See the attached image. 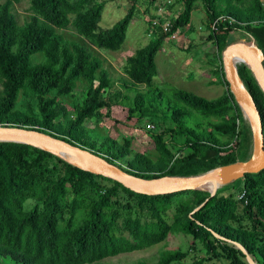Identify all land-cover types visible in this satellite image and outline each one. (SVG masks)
Returning a JSON list of instances; mask_svg holds the SVG:
<instances>
[{"label": "trees", "instance_id": "1", "mask_svg": "<svg viewBox=\"0 0 264 264\" xmlns=\"http://www.w3.org/2000/svg\"><path fill=\"white\" fill-rule=\"evenodd\" d=\"M19 1L6 0L0 4V79L4 88V96H0V122H4L14 109L20 90L25 85L36 94L43 95L52 90L68 94L71 83L80 76L94 84L95 73L102 67L101 58L77 42H73L71 47H62L64 39L56 34V28L73 26L99 48L119 50L127 38L133 17V10H130L114 26L102 27L100 22L105 4L97 0H31L35 15L21 29L12 11L13 2ZM196 1L175 0L173 9L181 5L183 8L172 20V31L190 23ZM201 1L208 13L212 36L217 44L222 45L227 40V33L241 22L234 12L223 14L226 19L221 20L218 2L230 3L233 0ZM153 2H149L147 11ZM245 12L254 18L264 17L260 0L250 2ZM72 14L75 15L73 19ZM245 27L264 54V20L257 24L248 23ZM166 37L167 33L160 32L157 37L151 38L148 45L139 47L134 55L128 57L123 71L135 83H152L158 74L156 56ZM39 52H43L47 59L33 65L31 57ZM246 77V86L260 109L264 130V92L252 83L248 75ZM108 85L109 78L104 75L100 85L78 112L77 124L111 105L101 95ZM144 97L142 92L137 95L139 110L143 109ZM176 98L209 115L220 114L230 100L227 96L207 100L184 91L177 92ZM41 111L43 120L37 123L42 128L51 129L54 120L66 115L68 108L63 102L52 99L42 106ZM212 130L232 137H239L240 134L235 119L213 124ZM156 142L161 152L174 157L161 136H156ZM194 146L195 153L205 151L212 164L234 160V156L219 154L220 148L211 142H198ZM183 166L184 158L178 157L169 172L178 173ZM99 179L109 181L112 186H104ZM245 180L243 200L253 231L245 229L235 239L250 254L259 252L264 263V243L258 245L257 242V236L264 234V192L259 189L264 185V170L247 174ZM122 192L141 203H150L151 218L143 219L138 215L130 201L119 202L118 195ZM173 197H181L178 213H187L198 198L201 203L209 197L206 206L187 217L180 227L181 232L201 240H206L215 232L231 237L226 229L210 228L208 224L229 222L237 205L232 198L211 196L204 190L142 194L111 178L74 166L48 150L27 143L0 142V264H94L110 256L151 247L170 234L171 226L162 214L168 208L160 202ZM30 199L36 200V203L27 209L25 203ZM206 244L215 253L220 248L229 259V264H247L244 259L246 254L241 249L216 235ZM185 256L183 251H167L156 264H170ZM203 263L200 259L191 264Z\"/></svg>", "mask_w": 264, "mask_h": 264}, {"label": "rangeland", "instance_id": "2", "mask_svg": "<svg viewBox=\"0 0 264 264\" xmlns=\"http://www.w3.org/2000/svg\"><path fill=\"white\" fill-rule=\"evenodd\" d=\"M5 1L0 0V4ZM97 1L105 4L100 22L102 27L114 26L133 10L127 38L119 50L99 48L94 41L80 35L73 26L55 29L56 34L64 39L62 47H71L73 42H77L94 56L101 58L102 67L95 73L94 84L91 85L84 76H80L71 83L68 94L52 90L43 95L36 94L25 85L20 90L14 109L4 122H0V126L39 128L99 154L129 175L144 178L199 175L223 165L250 159L254 152L253 124L249 115L246 116V113H249L248 109L245 108V113L231 92L223 58L226 48L231 44L242 42L252 44L254 47L257 45L255 37L245 27L248 23L257 24L264 20V17L254 18L245 12L253 0L218 2L217 10L220 16L234 12L241 22L227 33V40L222 45L217 44L212 36L213 29L204 3L201 0L196 1L190 23L178 28L177 38L166 37L163 47L158 51L156 56L158 74L151 84L135 83L123 71L128 57L134 55L139 47L148 45L152 38L146 30L145 18L148 13L143 11L145 0ZM260 1L264 7V0ZM182 8L183 5L176 6L177 14ZM12 11L21 29L25 28L35 15L31 0L13 2ZM74 17L72 14L71 18ZM46 59V55L39 52L31 57V63L33 65L43 63ZM236 67L244 82L248 75L252 83L259 86L251 67L246 62L238 61ZM104 75L109 78V85L102 90L101 95L108 99L111 105L99 109L95 116L87 118L82 124H77L78 112L100 85ZM179 91L193 93L207 100H217L224 96L230 100L220 114L209 115L177 99L176 93ZM140 92L145 96L142 110L137 108V95ZM0 96H4L2 79ZM52 99L63 102L68 112L66 115L58 116L51 129H45L37 122L43 120L42 106ZM233 119L240 130L239 137L212 130L213 124L231 122ZM157 135L162 137L174 157L160 151L156 142ZM198 142H211L220 148L219 154L234 156V160L212 164L205 151L195 153L194 144L197 145ZM178 157L184 158V166L178 173L171 174L169 171ZM58 165L63 166L62 163ZM98 181L104 186H112L107 180ZM245 182V177L226 182L219 186L215 194L232 198L237 205L234 216L227 224L209 223L208 226L226 229L231 237L215 232L213 236L201 240L181 232L180 227L187 217L195 209L199 210L206 206L209 197L201 203L198 198L187 213H178L177 206L181 197H173L160 202L168 208L162 214L171 226L170 234L164 241L142 250L110 256L94 264H156L164 252L176 250L185 252L186 256L170 264H191L200 259L203 260V264H229V259L221 253V249L218 248V253L210 251L206 241L214 240L216 235L236 246L235 242H239L235 239L237 235L245 229L253 231L245 211L246 202L243 200ZM202 188L206 189L203 186ZM259 189L264 192V185L259 186ZM118 200L122 203L130 201L138 215L143 219L151 218L150 203H141L123 192L118 195ZM35 203L36 200L30 199L25 203V207L30 209ZM257 242L258 245L264 243L263 233L257 236ZM250 255L255 264H264L259 252ZM244 259L247 264H251L247 256Z\"/></svg>", "mask_w": 264, "mask_h": 264}, {"label": "water", "instance_id": "3", "mask_svg": "<svg viewBox=\"0 0 264 264\" xmlns=\"http://www.w3.org/2000/svg\"><path fill=\"white\" fill-rule=\"evenodd\" d=\"M255 46L256 49L242 42L231 44L226 48L223 58L231 92L244 111L245 108L248 109L249 113L247 114L246 111L245 113L247 117L249 115L254 128V152L252 157L247 161L223 165L199 175L144 178L129 175L99 154L72 144L49 132L42 131L39 128L0 126V142L27 143L54 154L56 153L51 148H60L64 151L86 155L89 157L93 167L89 169L81 167L82 169L111 178L138 193L167 194L180 191L204 190L210 192L211 196H214L222 182H230L243 178L247 174L258 173L264 170V130L261 112L254 96L240 76L234 61V57L238 52L245 53L247 64L251 67L260 88L264 92V54L257 45ZM72 165L76 166L75 164ZM209 182L214 183L212 190L201 188ZM235 244L237 248L246 254L249 262L255 264L248 250L239 242H235Z\"/></svg>", "mask_w": 264, "mask_h": 264}, {"label": "built area", "instance_id": "4", "mask_svg": "<svg viewBox=\"0 0 264 264\" xmlns=\"http://www.w3.org/2000/svg\"><path fill=\"white\" fill-rule=\"evenodd\" d=\"M152 0H145L144 10L146 11L147 21V33L152 37H157L160 32L167 33V37L175 39L178 36V30L172 31L173 19L177 17L176 9H173L175 0H154L153 4L150 5L149 10L147 7L149 2ZM221 20L226 19V17L221 16ZM234 21V19H231ZM169 38V39H170Z\"/></svg>", "mask_w": 264, "mask_h": 264}, {"label": "bare ground", "instance_id": "5", "mask_svg": "<svg viewBox=\"0 0 264 264\" xmlns=\"http://www.w3.org/2000/svg\"><path fill=\"white\" fill-rule=\"evenodd\" d=\"M246 44V43H244ZM253 48L256 49V46H252V44H247ZM234 61H235V64L238 62V61H244L247 63V58H246V55L244 52H238L236 54V56L234 57ZM248 111V110H247ZM51 150L53 152H55L56 154L58 153L59 155H61L62 157L65 158V160H67L68 162L72 163V164H75L76 166L78 167H82V168H92V164H91V161L89 159V157H87L86 155H82L80 153H75V152H72V151H64L60 148H51ZM225 182H222V184H224ZM220 185V186H221ZM204 188H206L205 190H212L213 187H214V183L213 182H209V183H206L203 185ZM202 188V187H201ZM203 189V188H202Z\"/></svg>", "mask_w": 264, "mask_h": 264}]
</instances>
